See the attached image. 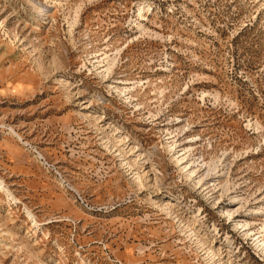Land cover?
Masks as SVG:
<instances>
[{
  "label": "rangeland",
  "instance_id": "374dc122",
  "mask_svg": "<svg viewBox=\"0 0 264 264\" xmlns=\"http://www.w3.org/2000/svg\"><path fill=\"white\" fill-rule=\"evenodd\" d=\"M257 242L264 0H0V264H264Z\"/></svg>",
  "mask_w": 264,
  "mask_h": 264
},
{
  "label": "bare ground",
  "instance_id": "6f19581e",
  "mask_svg": "<svg viewBox=\"0 0 264 264\" xmlns=\"http://www.w3.org/2000/svg\"><path fill=\"white\" fill-rule=\"evenodd\" d=\"M236 199H237V198H236ZM234 201H235V199H234ZM170 205H172V203H170ZM229 212H230V211H229ZM229 212H228V217L231 218V217L233 216V214H232V213H229ZM252 212H253V211H252ZM237 215H239V214H237ZM236 217H237V216H236ZM231 222H232V221H231ZM233 222H234V221H233ZM236 223H237V222H236ZM236 223H235V224H236ZM245 224H246V222H245ZM248 224H249V223H248ZM238 225H239V223L237 224V226H238ZM240 225H241V224H240ZM248 226H249V225H247V227H248ZM250 227H251V226H250ZM250 227H249V228H250ZM238 228H239V227H238ZM245 229H246V228H245ZM243 230H244V229H243ZM243 230H242V231H243ZM246 230H248V229H246ZM246 230H245V231H246ZM251 232H252V231H249L248 233L246 232V234H247L249 237H250V236L252 237L253 234H250ZM246 234H245V235H246ZM249 237H248V238H249ZM230 244H232V243H230ZM259 245H260V246H259ZM262 245H264V244H260V243L257 242V246H259V248H260ZM261 251L264 252V248H262Z\"/></svg>",
  "mask_w": 264,
  "mask_h": 264
}]
</instances>
